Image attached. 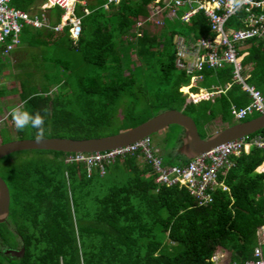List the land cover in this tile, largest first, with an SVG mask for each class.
I'll return each mask as SVG.
<instances>
[{
  "label": "trees",
  "instance_id": "trees-1",
  "mask_svg": "<svg viewBox=\"0 0 264 264\" xmlns=\"http://www.w3.org/2000/svg\"><path fill=\"white\" fill-rule=\"evenodd\" d=\"M39 1L11 0V5L28 11ZM151 1L121 0L103 8L104 0H76L74 15L79 17L80 31L75 41L66 29L54 33L22 28L20 35L32 36L28 47L49 49L30 50L25 59L11 62L5 75L17 85H0V97L15 95L18 104L27 102L31 111L45 114L46 110V138L106 136L114 118L130 124L123 127L127 129L169 109L191 117L197 131L214 119L232 124L229 106L245 105L248 98L231 82L230 66L203 72V79L230 83L218 94L216 104L190 103L178 91L187 77L183 72L173 74L174 36L194 41L209 35L206 18L201 11L187 22L165 18L156 34L142 30L135 36L130 28ZM50 10L58 20L60 9ZM235 21L228 18L225 27ZM239 49L238 53L245 52L241 58L245 82L264 97V40L248 39ZM61 50L63 57L56 55ZM130 51L138 62L131 67ZM3 58L0 46V72ZM146 67L157 71L155 87L142 73ZM140 103L148 111L143 117ZM256 116L252 113L240 121ZM170 126L165 135L173 138L174 145L159 153L148 138L149 149L163 165L183 164L187 160L174 152L180 127ZM263 133L261 128L245 139ZM10 136L32 139L35 130L0 128V143L14 139ZM25 151L0 158V177L9 193L8 215L0 223V264H216L211 257L218 251L224 252L225 262L252 257L256 230L264 223L263 174L254 171L264 158L263 148L251 146L231 156V166L216 177L226 190L215 187L211 201L201 205L182 186L156 183L138 149L102 161L101 168L65 162L73 153L51 150H31L37 156L8 161ZM20 246V258L4 253Z\"/></svg>",
  "mask_w": 264,
  "mask_h": 264
},
{
  "label": "built area",
  "instance_id": "built-area-1",
  "mask_svg": "<svg viewBox=\"0 0 264 264\" xmlns=\"http://www.w3.org/2000/svg\"><path fill=\"white\" fill-rule=\"evenodd\" d=\"M121 0H104L102 7L116 5ZM160 1V0H159ZM156 0L149 6L147 14L139 17L131 32L140 36L147 26L161 28L163 22L159 19L161 10H166L167 16L176 17V9H181L178 19L187 22L197 11H201L207 21V36H200L194 41H186L181 36H174V59L176 69L187 76L186 84L180 86L178 91L186 96L187 100L196 104L208 100L224 88L199 89L196 84L203 79V72L215 70L223 66H230L231 82L238 84L246 93L248 102L242 106L231 104L229 113L232 120L240 121L246 116L264 112V97L252 85L245 82L247 75L243 74L241 58L245 52H240L242 43L248 39L264 40V0H167L158 4ZM76 0H43L37 12H25L11 5V0H0V46L1 55H7L18 43L19 34L24 27L61 33L66 29L70 40L75 41L80 31L79 17L74 15ZM83 4V3H82ZM58 7L60 13L56 22H51L47 10ZM84 13L87 11L83 9ZM235 17L234 26H226L228 18ZM131 39L129 35H127ZM186 58V60H183ZM182 87L186 88L185 91ZM196 88V91H192ZM264 129V126L262 127ZM148 138H142L128 145L102 152L73 153L65 158V162L85 163L87 169L99 166L101 162H111L117 155L139 150L143 160L149 162L154 171V181L166 186L178 185L186 189L198 205L211 201V192L215 187L226 190V187L216 180L217 173L226 170L232 164L230 157L237 156L240 152H247L249 147L264 149L263 135H254L249 139L244 137L222 142L210 150L203 152L185 163L167 166L161 164L160 158L153 156L148 146ZM257 173L263 174L264 183V158L254 168ZM102 172V170H101ZM264 195V187L262 190ZM264 223L256 230V244L252 249V257L241 262L221 261V255L215 253L211 260L216 264H264ZM217 256V257H215ZM224 260L225 255L223 254Z\"/></svg>",
  "mask_w": 264,
  "mask_h": 264
},
{
  "label": "water",
  "instance_id": "water-1",
  "mask_svg": "<svg viewBox=\"0 0 264 264\" xmlns=\"http://www.w3.org/2000/svg\"><path fill=\"white\" fill-rule=\"evenodd\" d=\"M170 125L180 127L179 144L174 152L181 158L188 160L222 142L244 137L258 131L264 126V112L249 120L223 126L201 138L191 117L178 110H163L124 131L101 137L84 139L49 137L42 142H36L34 138L12 139L0 143V158L23 150H51L64 153L102 152L128 145ZM8 206V189L0 177V223L6 220ZM4 253L20 258L23 254V247L6 249Z\"/></svg>",
  "mask_w": 264,
  "mask_h": 264
},
{
  "label": "rangeland",
  "instance_id": "rangeland-1",
  "mask_svg": "<svg viewBox=\"0 0 264 264\" xmlns=\"http://www.w3.org/2000/svg\"><path fill=\"white\" fill-rule=\"evenodd\" d=\"M146 28H147V34H154V33L156 34L158 32V30L160 29V27L159 28H154V27H151V26H147ZM176 29H178V27H176ZM183 33L186 34V32H183ZM171 48L172 47H169V49H171ZM29 49H33V48L29 47ZM36 49H39V50H42L43 52H45L49 48L48 47H37ZM64 52L65 51L61 50V51L57 52L56 55L60 56V57H63L65 55ZM10 55H11V53H9L7 56H5L2 59L3 62H4V66L5 67L0 72V85L3 84L7 88H9L12 85H14V86L17 85L16 82L12 78L7 77V75H5L6 73L9 74L8 68L10 67V65H9L10 64V58L13 59L12 62H16L18 60H22V59L15 58V56H13V55L9 58L8 56H10ZM19 58H21V56ZM183 60H186V58H183ZM129 62H130V67L133 66V64L134 65L138 64V62L134 58V52H132V51H130L128 53V63ZM156 72L157 71L155 70V68H147L146 67V68H143V70H142V73H143V75L145 76V78L147 80V84L151 85L152 87H155V84H156L155 83V81H156V79H155ZM179 72H182V71H180V70H178L176 68L173 69V74H179ZM211 86H216V87L221 88V89L224 88V84H222V85L219 84V83L217 84V83H215V81H213L212 78H205L204 81L196 84V88L197 87L198 88H205L207 90H210ZM196 88H193L192 91H196ZM185 89H184V91H185ZM15 105H19L17 96H15V95H9L8 96L7 95V96L0 97V128L1 127H5V128L8 129V128H11L13 126V124L11 122V117L9 115V110H10L11 107H13ZM139 105H142V108H141L142 109V114H141V116L143 117L145 114L148 113V111H145L146 109L143 108L144 107L143 103H140ZM253 114H257V113H253ZM230 121L233 122V123L234 122H240V121H234L232 119ZM125 126H130V124L129 125H128V123H126L125 125L121 124V122L119 121V119L117 117V118H114L113 124L110 125L106 129V132L110 133L109 135L116 134L118 132H121V130L124 131V129L126 128ZM223 126H224L223 123H220L218 121V119H215V121H212V123L210 125H208L207 129H208V132H213V131H215L217 129H220ZM123 127H125V128H123ZM169 127L171 128L172 126H168L167 128H169ZM128 128H130V127H128ZM167 128H164V129L160 130L159 132L153 133V134L149 135V137H148L151 145L152 146H156L157 148H159L161 150L160 153H162V150L166 151L171 145H174V142H172V143L170 142L171 140H173V138L170 137L169 140L166 138L167 136L165 134H166V131H167L166 129ZM9 130L13 131V129H9ZM198 131H199L200 134H204L203 127L199 126L198 127ZM11 134H13V133H11ZM10 137H12V136H10ZM15 137H12V138L15 139ZM35 156H37V154L35 152H33L31 150H27L25 152L16 153V154L10 156L8 161L16 162V161H19L21 159L31 158V157H35ZM47 156L49 157V155H47ZM171 163H174V165H175L174 161L171 162ZM263 249H264V246H263ZM216 254L218 255V257L217 256H215V257L219 258V256L221 255V257H220L221 261H224V257H223L224 252L218 251Z\"/></svg>",
  "mask_w": 264,
  "mask_h": 264
},
{
  "label": "clouds",
  "instance_id": "clouds-1",
  "mask_svg": "<svg viewBox=\"0 0 264 264\" xmlns=\"http://www.w3.org/2000/svg\"><path fill=\"white\" fill-rule=\"evenodd\" d=\"M26 103L24 102L10 108L11 122L17 131H23L27 128L34 129L35 141L42 142L45 140L48 131L46 128V110L45 114L40 111H31L25 107Z\"/></svg>",
  "mask_w": 264,
  "mask_h": 264
},
{
  "label": "crops",
  "instance_id": "crops-1",
  "mask_svg": "<svg viewBox=\"0 0 264 264\" xmlns=\"http://www.w3.org/2000/svg\"><path fill=\"white\" fill-rule=\"evenodd\" d=\"M42 1L43 0H40L39 2H40V4L38 5V6H36L35 8L34 7H31L30 8V10H28V11H25V12H30V13H33V12H37L38 10H39V6L42 4ZM156 0H153V1H151L149 4H147L146 5V13L144 14V15H142V16H145L146 14H147V10H148V8H149V6L150 5H152L154 2H155ZM159 1V0H158ZM80 4H82V3H84L83 1H80L79 2ZM103 4V3H102ZM158 4H160V1L158 2ZM160 5H162V3L160 4ZM20 10V9H19ZM177 10H181V9H176V12H177ZM23 11V10H22ZM47 14H48V16H49V20L51 21V22H56L55 21V15L53 14V12L50 10V9H48L47 10ZM180 14V13H179ZM178 15L176 14V17H177ZM159 19L162 21V22H164V19L165 18H168V19H170V18H174V17H172V16H167V14H166V10H161L160 11V13H159ZM175 17V18H176ZM154 28H156V27H154ZM32 29V28H31ZM131 29L132 28H130V31H131ZM146 33H147V29L146 30H144ZM150 35V34H149ZM176 36H178V35H176ZM24 38V40L23 39H21V38ZM32 37V36H31ZM31 37H25V36H23V35H20L19 34V43L16 45V47L14 48V49H12L9 53H11V55L10 56H8L9 58L13 55V56H15V58H16V56L18 57V59H19V56H21V58H23L24 57V59H25V57H27L28 55H27V53L30 51V50H37V49H35V48H33V49H29V47H28V44L27 43H29L28 41L29 40H31ZM127 37V36H126ZM174 51H175V48H174ZM8 53V54H9ZM35 53H37V52H35ZM7 54V55H8ZM7 55H5V56H7ZM3 56V55H2ZM4 56V57H5ZM13 61V59L12 58H10V63ZM207 71V70H206ZM204 76V75H203ZM205 79H202L200 82H202V81H204ZM199 82V83H200ZM212 88H215L216 86H211ZM210 87V88H211ZM216 88H218V87H216ZM185 88L183 87L182 88V90H184ZM199 89H205V88H199ZM222 92H224V91H221L220 93H222ZM217 98H218V94H215V95H213V97L211 98V99H208V100H210L211 101V103L212 104H216L217 103ZM212 121H215V119L214 120H212ZM212 121H209V122H207V123H205L204 124V126H203V130H204V136L203 137H205V136H207V135H209V134H211V133H213V132H215V131H213V132H208V129H207V127H208V125H210L211 123H212ZM224 126H226V124H224ZM218 130V129H217ZM159 132V131H158ZM156 149V151L157 152H159L160 153V149L159 148H157L156 146H154ZM179 159H181L180 157H179ZM178 160V159H177Z\"/></svg>",
  "mask_w": 264,
  "mask_h": 264
}]
</instances>
